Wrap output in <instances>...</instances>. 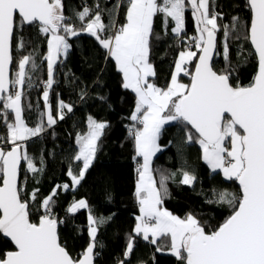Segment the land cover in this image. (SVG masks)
Returning <instances> with one entry per match:
<instances>
[{"label":"snow or ice","instance_id":"obj_1","mask_svg":"<svg viewBox=\"0 0 264 264\" xmlns=\"http://www.w3.org/2000/svg\"><path fill=\"white\" fill-rule=\"evenodd\" d=\"M216 4L217 0H115L108 7L93 0L92 5L72 8L66 15L65 0H0V123L7 130V136L0 135V234L14 245L13 250L0 252V264H93L98 230L112 219L111 215H94L86 199H74L67 211L87 210L89 233L86 250L74 257L61 241L58 228L63 221L54 211L59 191H75L93 166L107 122L87 118V130L78 133V151L73 156L80 166L75 170L69 166L71 184L54 186L40 200L42 215L35 222L31 205L39 189L27 197L19 182L24 163L34 175L43 172V160L37 167L23 142L73 112L72 104L57 98L54 115L50 93L56 83L57 62L62 63L61 57L66 58L72 48L69 39L82 34L93 37L106 57L115 61L122 87L136 98L129 116L133 122L129 136L135 150L134 195L139 215L128 236L125 258L132 256L140 238L156 245L157 251L168 241L165 246L180 264H264V0H245L250 13L246 24L238 15L230 17L228 24L218 23L225 14L216 10ZM121 9L123 23L119 22ZM189 9L196 29L193 36L186 31ZM158 17L162 31L167 32L171 24L179 48L164 87L156 83L150 59L152 41L160 38L155 28ZM32 27L48 36V52L42 92L45 110L29 126L24 113L31 105H23L22 98L26 89L35 86L33 74L39 65L34 52L20 56L17 62L15 51L27 47L23 33ZM242 29L258 63L257 74L246 86L239 84L229 58L230 38L239 39ZM218 34L225 61L222 68L214 61V56L221 55ZM182 77H188V82H182ZM172 122L185 126L184 142L200 146L201 159L213 172L238 182V193L212 189L213 198L207 202L227 204L231 209L214 228L192 213L181 218L163 206L171 196L169 182H175L177 173L155 169L153 157L161 151L164 126ZM6 144L11 147L6 149ZM180 176L182 185L197 181L196 174L183 167Z\"/></svg>","mask_w":264,"mask_h":264},{"label":"trees","instance_id":"obj_2","mask_svg":"<svg viewBox=\"0 0 264 264\" xmlns=\"http://www.w3.org/2000/svg\"><path fill=\"white\" fill-rule=\"evenodd\" d=\"M102 6L111 7L115 0H99ZM93 4V0H65L66 15L70 10H79L83 4ZM216 10L225 15L218 23L228 24L230 17L238 15L245 24L249 18V10L245 0H217ZM191 10L186 11V31L188 36L196 35ZM106 19V17H105ZM124 9H121L119 22L123 23ZM156 34L159 39L152 41L150 56L156 69V83L164 87L169 83L174 70V61L179 48L177 41L169 29L161 30V19L155 23ZM25 40L29 41L24 50L15 51L16 61L20 56L33 53L39 65L38 71L33 74L34 87L26 89L22 98L25 108V117L29 126H34L39 119V113L45 110L42 99L43 82L47 79L48 36L40 34L35 27L26 29L23 33ZM245 30H241L239 39L233 36L229 41V58L231 66L235 68V75L241 86L250 84L257 74L258 63L250 41L244 38ZM69 42L72 48L66 58L61 57L62 63L57 62L53 89L50 100L55 104L57 98L73 105V112L68 113L63 120L47 128L38 137H32L25 143L30 156L36 160L40 167L43 160V172L34 175L29 172L26 163L23 164L20 176V185L24 195L31 196L34 189H39L37 200L32 202L31 216L34 222L42 215L40 200L50 194L54 186L69 183L67 176L69 166L74 170L80 164L73 160L78 151L76 138L78 133L87 130V118L93 117L97 121L107 122L108 127L99 142V151L93 166L88 170L81 185L75 191H59L54 209L56 216L63 223L59 225L61 241L70 254L79 257L89 243L88 212L85 209L75 214L67 211L72 201L86 199L94 215L112 216V219L101 226L97 234V247L94 249L97 256L96 264H180V261L165 246L161 250L157 246L136 240V247L130 258H125L124 251L128 236L136 223L135 216L139 215L138 204L134 195L136 188V163L133 140L129 136V127L133 123L129 116L135 106V94L122 87L123 77L118 71L115 61L106 57L93 37L82 34L71 37ZM182 47V45H181ZM218 49L221 55H216L215 63L218 68L225 66L222 55V39L218 34ZM195 50V49H194ZM15 69H13L14 75ZM188 77H182L187 83ZM86 93L81 99V94ZM185 126L177 122L166 125L159 140L161 151L153 159V167L166 172H176L175 182H169L171 196L164 201V207L174 215L183 218L192 213L206 222L210 228L222 223L231 209L227 204L208 203L213 198L212 189L218 191L239 192L238 182L226 180L222 173L213 172L201 159L202 152L198 144L184 142ZM0 135L7 136V130L0 123ZM10 148V144L4 145ZM194 172L197 181L192 186L179 183L181 168ZM155 175H159L157 172ZM158 243H160L158 241ZM102 245V246H101ZM14 245L0 234V252L13 250Z\"/></svg>","mask_w":264,"mask_h":264},{"label":"water","instance_id":"obj_3","mask_svg":"<svg viewBox=\"0 0 264 264\" xmlns=\"http://www.w3.org/2000/svg\"><path fill=\"white\" fill-rule=\"evenodd\" d=\"M253 51H254V49H253ZM215 58H216V56H214V60H215ZM256 58H257V57H256ZM12 74H13V72L10 73V76H11ZM0 103H2V102H0ZM19 182H20V181H19ZM6 239H8V240L11 242L10 238H6ZM96 258H97V256L95 255V252H94V262H93V264H96V263H95Z\"/></svg>","mask_w":264,"mask_h":264},{"label":"crops","instance_id":"obj_4","mask_svg":"<svg viewBox=\"0 0 264 264\" xmlns=\"http://www.w3.org/2000/svg\"><path fill=\"white\" fill-rule=\"evenodd\" d=\"M166 125H168V124H166ZM166 125H165V126H166ZM165 126H164V127H165ZM157 154H158V152H157L156 155L153 157V159L157 156Z\"/></svg>","mask_w":264,"mask_h":264},{"label":"rangeland","instance_id":"obj_5","mask_svg":"<svg viewBox=\"0 0 264 264\" xmlns=\"http://www.w3.org/2000/svg\"><path fill=\"white\" fill-rule=\"evenodd\" d=\"M182 82H184V81H182ZM171 252V251H170Z\"/></svg>","mask_w":264,"mask_h":264}]
</instances>
